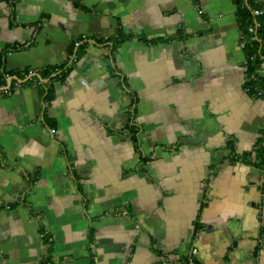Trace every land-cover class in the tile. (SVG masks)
Instances as JSON below:
<instances>
[{
	"label": "crops",
	"instance_id": "crops-1",
	"mask_svg": "<svg viewBox=\"0 0 264 264\" xmlns=\"http://www.w3.org/2000/svg\"><path fill=\"white\" fill-rule=\"evenodd\" d=\"M242 42L233 0H0V264H264Z\"/></svg>",
	"mask_w": 264,
	"mask_h": 264
},
{
	"label": "trees",
	"instance_id": "trees-1",
	"mask_svg": "<svg viewBox=\"0 0 264 264\" xmlns=\"http://www.w3.org/2000/svg\"><path fill=\"white\" fill-rule=\"evenodd\" d=\"M233 2L237 7V18L242 31V41L247 57L246 88L251 95H256L260 91L264 97V77L259 73L264 64V14L254 15V10L264 9V7L256 0H233ZM252 26L255 27L254 32L250 31ZM124 38L126 36H120L118 40ZM68 73L57 74L56 77L62 80L61 78H64ZM47 96H49V92ZM256 162L259 166L264 164V129L256 144Z\"/></svg>",
	"mask_w": 264,
	"mask_h": 264
},
{
	"label": "built area",
	"instance_id": "built-area-1",
	"mask_svg": "<svg viewBox=\"0 0 264 264\" xmlns=\"http://www.w3.org/2000/svg\"><path fill=\"white\" fill-rule=\"evenodd\" d=\"M198 12L200 14H203L204 13V9L203 8H199ZM263 14H264V9H256V10H254V15L255 16H260V15H263ZM250 31L254 32L255 31V27L252 26L250 28ZM242 46H244V42H242ZM77 60H78L77 59V55L74 53L73 55H71L69 57V60L67 61L66 65L64 67L56 68L57 74H61L62 75L64 73L70 72V70L75 66ZM59 82H62V80H59ZM256 95L258 97H262L263 96L262 92H260V91L258 93H256ZM198 255H199V249L197 247H193L189 251V253L187 254L184 263L185 264H197V256Z\"/></svg>",
	"mask_w": 264,
	"mask_h": 264
}]
</instances>
